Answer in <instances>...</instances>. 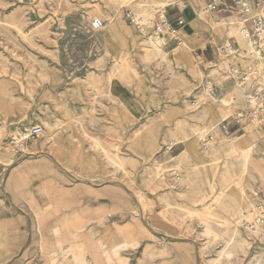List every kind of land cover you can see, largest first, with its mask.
<instances>
[{"label":"rangeland","instance_id":"1","mask_svg":"<svg viewBox=\"0 0 264 264\" xmlns=\"http://www.w3.org/2000/svg\"><path fill=\"white\" fill-rule=\"evenodd\" d=\"M170 2L0 0V264H264L242 224L264 205V120L219 128L247 107L232 67L264 50L223 54L248 52L247 17L208 0L193 35L160 38Z\"/></svg>","mask_w":264,"mask_h":264},{"label":"built area","instance_id":"2","mask_svg":"<svg viewBox=\"0 0 264 264\" xmlns=\"http://www.w3.org/2000/svg\"><path fill=\"white\" fill-rule=\"evenodd\" d=\"M175 5V4H173ZM222 9L225 11H238L243 16H246V26L243 29L246 40L250 43L253 52H261L264 50V0H209L205 6V11ZM126 18L135 25L138 29L147 26L142 17H137L132 12L128 11ZM154 32L161 38L169 31L177 30L170 21L164 16H158L152 22ZM180 27H185L186 22L182 19L178 21ZM102 29V23L99 19L92 22L91 30L98 32ZM202 37L197 36L200 40ZM163 39V38H162ZM237 48L231 44L221 48L223 54L229 55H244L249 56L246 50L242 49L238 44ZM204 49H200L204 56ZM232 75L237 77L240 84L246 87L245 100L247 107L238 112L233 119H225L219 124L221 132L225 135L230 134L231 126L243 127L246 124L261 122L264 120V65L257 63L242 65L237 64L232 69ZM45 133L43 126H33L16 131L9 139V145L14 151L25 152L29 141L41 138ZM213 141L211 136L208 140L203 139L202 145L204 149H208ZM251 220L244 219L242 224L248 232H255L259 227L264 226V205L258 203L255 206ZM247 217V216H246ZM245 217V218H246ZM264 236V234H261Z\"/></svg>","mask_w":264,"mask_h":264},{"label":"crops","instance_id":"3","mask_svg":"<svg viewBox=\"0 0 264 264\" xmlns=\"http://www.w3.org/2000/svg\"><path fill=\"white\" fill-rule=\"evenodd\" d=\"M185 3L182 2L184 8H180L177 5H173L174 3H168L166 5V18L168 21L171 22V24L177 29V30H184L190 35H193L196 26L198 25L197 17L196 15L198 14L197 8L202 4L207 2V0H183ZM209 2V0H208ZM207 2V3H208ZM206 3V4H207ZM182 19L186 22L185 27H180L178 24V21ZM178 31H175L176 33ZM200 36V35H198ZM165 44V40H161ZM247 50H248V46ZM200 50V49H198ZM163 52V51H162ZM164 53V52H163ZM210 84V83H209Z\"/></svg>","mask_w":264,"mask_h":264},{"label":"bare ground","instance_id":"4","mask_svg":"<svg viewBox=\"0 0 264 264\" xmlns=\"http://www.w3.org/2000/svg\"><path fill=\"white\" fill-rule=\"evenodd\" d=\"M229 44V43H228ZM231 44V43H230ZM248 52L249 53H251V55L254 57H258V58H260L261 57V53H259V52H253L252 51V49H251V45H250V43L248 44ZM262 62L264 63V59H262ZM232 67V66H231ZM232 69H233V67H232ZM232 72V71H231ZM207 91L208 92H213V87L212 86H208V88H207ZM246 93V92H245ZM256 123H258V122H256ZM259 174H260V176H264V173L263 172H261V171H259ZM250 216V215H249ZM261 228H264V226H262V227H259L258 228V230H261ZM258 230H256L255 232H258ZM224 251H225V249L221 252V256L224 254ZM93 261H94V258H93Z\"/></svg>","mask_w":264,"mask_h":264}]
</instances>
